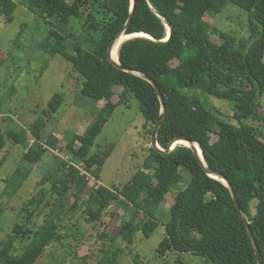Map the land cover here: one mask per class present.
<instances>
[{"label":"trees","instance_id":"trees-1","mask_svg":"<svg viewBox=\"0 0 264 264\" xmlns=\"http://www.w3.org/2000/svg\"><path fill=\"white\" fill-rule=\"evenodd\" d=\"M229 3L249 12L248 38L238 39L217 27L209 28L208 13L222 10ZM16 7L14 0H0V18L13 20ZM28 8L46 20L56 18L66 23L71 17L79 18L91 33L99 35L97 40L90 35L96 44L94 52L79 44L71 52L68 36L51 27L39 48L50 55L64 56L84 78L83 92L95 100L106 99V103L84 133L65 136L62 151L68 160H62L43 178L51 184L54 201L40 206L39 215L48 208L41 225L36 226L32 219L16 224L13 232L20 226L18 236L30 239L29 245L18 256L13 254L16 240L10 246L2 242L0 264H36L51 244L63 240L65 217L79 209L89 186V179L77 165L83 163L87 172L101 180L107 152L91 153V149L116 108V86L121 87L118 102L128 104L130 94L138 99L144 127L151 135L162 114V103L143 75L156 81L166 103L158 143L167 149L177 137L189 139L200 147L206 166L228 178L251 223L264 264V116L260 113L264 94V0H136L133 12L132 0H28ZM124 31L151 36H134L120 44L119 61L127 69L108 57L109 46ZM210 32L220 42L212 41ZM175 60L179 61L177 65H173ZM208 97L230 101L233 113L224 114ZM63 102V95L55 93L49 107L56 112ZM176 116L211 129L218 138L212 140L178 127ZM40 125L35 122L0 130V151L9 138L22 145L25 166L42 162L48 148ZM30 135L35 138L33 143ZM182 168L189 172L190 180L175 194L169 219L162 223L155 210L163 206L170 189L184 179ZM29 170L19 166L13 176L19 175L23 182ZM88 196L89 203L95 205L85 210L92 223L100 221L118 201L130 211L118 230L100 235L108 240L96 264H118L139 232L148 238L160 223L166 234L161 255L174 249L201 256L207 264H259L230 188L207 171L188 145L175 144L167 153L150 146L144 163L128 183L121 188L103 184L91 187ZM2 213L0 205V217Z\"/></svg>","mask_w":264,"mask_h":264},{"label":"rangeland","instance_id":"rangeland-1","mask_svg":"<svg viewBox=\"0 0 264 264\" xmlns=\"http://www.w3.org/2000/svg\"><path fill=\"white\" fill-rule=\"evenodd\" d=\"M14 1L17 7L13 20L7 16L0 18V130L41 123L42 136L48 148L42 162L26 166L22 160V145L7 138V147L0 151V205L3 207L0 217V248L4 243L10 246L16 240L13 254L19 256L29 245L30 239H21L18 236L20 226L17 232L13 230L18 222L22 224L28 219H32L36 226L43 222L48 208L39 215L37 212L40 211V206L43 208L47 201H54L51 184L43 178L50 175L62 160H68V155L62 151L66 144L65 136L84 133L100 111L96 108L97 100L83 92L84 78L73 70L71 63L60 54L50 55L43 52L39 43L45 39L51 27H56L68 36L69 51L73 52L74 45L79 44L94 52L96 44L91 41L90 35L95 40L99 35L91 33L79 18L71 17L66 23L56 18L46 20L40 14L29 10L28 0ZM206 21L210 29L217 27L238 39H246L250 35L249 12L236 4L229 3L222 10L210 11ZM210 34L212 41L220 42L216 34ZM178 63L175 60L173 65ZM120 88H114L116 108L91 149V153L107 152L100 172L101 184L119 188L128 183L142 166L151 146V135L144 127L145 117L138 99L130 94L128 104L118 102ZM55 93L64 97V102L56 112L49 107V101ZM198 94L202 95L200 92ZM207 99L224 114L233 113L230 101L213 97ZM260 113L264 116V94ZM175 118L177 126L184 130L196 132L212 140L218 138L211 129L198 126L193 120L178 116ZM19 166L30 169L23 182L19 175L16 178L13 176ZM182 172L184 179L170 189L163 206L155 210L162 223L169 219V207L175 194L190 180L189 172L184 168ZM92 186L90 182L83 192L79 209L65 217L63 240L51 244L36 264L97 263L101 256L100 249L108 240L102 239L100 235L104 231L111 234L118 230L122 219L129 218L130 211L118 201L103 213L100 221L90 222L89 214L85 210L95 206L89 203L88 193ZM30 200L31 203L26 204L27 208L23 210L25 203ZM254 206L255 201L252 202L253 213ZM162 223L148 238L139 232L134 245L125 250L118 264H207L201 256L174 249L161 255L160 248L166 237ZM122 245L125 246V243L122 242Z\"/></svg>","mask_w":264,"mask_h":264},{"label":"water","instance_id":"water-1","mask_svg":"<svg viewBox=\"0 0 264 264\" xmlns=\"http://www.w3.org/2000/svg\"><path fill=\"white\" fill-rule=\"evenodd\" d=\"M135 5H136V0H132V12L134 11ZM131 17H132V16H130V19H131ZM122 34L129 35V34L125 33V31H124V32H122V33H121V34H120V35H119V36H118V37H117V38L111 43V45H110L109 48H108V57H109V59H110L115 65L119 66L120 68L127 69L125 66H123V65L120 63L119 59H118V60H114V59L111 57V54H112L113 48H114V46L116 45L118 38H119ZM169 34H170V31H169ZM131 37H134V36H131ZM131 37L129 36L128 38H131ZM128 38H127V39H128ZM121 43H122V42H121ZM134 72H135V71H134ZM143 76H144V78H146L148 81H150V82L153 84V86L155 87V89H156V91H157V93H158V95H159V98H160V100H161V103H162V114H161V116L158 118L156 124L154 125V127H153V129H152V133H151V146H152L153 148H155V149H158V150H160V151H163V152H166V153H167V152H169V151L174 147L175 143H176L178 140H184V141L188 142V144H185V145H188V146H190V147H192V148L194 149L195 153H196L197 156L200 158L201 162L203 163V165L205 166V168L207 169V171H208L211 175H213V176H215V177H217V178H221V180H223V181L228 185V187L230 188V190H231V192H232V195H233V199H234L235 204H236V206H237V209H238L239 213L241 214V216H242V218H243V221H244V224H245V226H246V228H247V230H248L249 236H250V238H251V240H252V242H253V244H254V246H255L256 256H257L258 263H259V264H263V262H262V256H261V251H260V249H259V247H258V244H257V241H256V237H255V235H254V233H253V229H252V227H251V223H250V221L248 220V217L244 214V212H243V210H242V207H241V205H240V202H239V200H238V197H237V195H236L235 189H234L232 183L228 180V178H226V177H225L222 173H220L219 171L214 170V169H210V168H208V167L206 166V164H205V162H204V158H203L202 151H201V154H200V152H199L200 147H199L198 145H196V143H194L193 141H191V140H189V139H186V138H183V137H177L176 139H174V140L171 142L169 148H167V149H163V148L160 146V144L158 143V139H157V138H158V132H159V129H160L161 125H162V122H163V119H164V116H165L166 103H165V100H164V96H163V94H162V92H161V90H160V87L158 86V84L156 83V81H155L153 78H151L149 75H143ZM198 148H199V149H198ZM200 150H201V149H200Z\"/></svg>","mask_w":264,"mask_h":264},{"label":"bare ground","instance_id":"bare-ground-1","mask_svg":"<svg viewBox=\"0 0 264 264\" xmlns=\"http://www.w3.org/2000/svg\"><path fill=\"white\" fill-rule=\"evenodd\" d=\"M168 30V29H167ZM131 37V36H146V37H151L149 34L147 33H140V32H137V33H134V34H129V35H126V34H122L118 40H117V43L116 45L114 46L113 48V51H112V54H111V57L114 59V60H118L119 59V55H118V51H119V47H120V44L121 42H123L124 40H126L128 37ZM169 37V35H168ZM124 39V40H123ZM182 142H185L186 144H188V142L184 141V140H178L176 143H182ZM197 145V144H196ZM199 149V148H198ZM199 152L201 154V150L199 149Z\"/></svg>","mask_w":264,"mask_h":264},{"label":"built area","instance_id":"built-area-1","mask_svg":"<svg viewBox=\"0 0 264 264\" xmlns=\"http://www.w3.org/2000/svg\"><path fill=\"white\" fill-rule=\"evenodd\" d=\"M30 136H31L30 137V142L33 143L35 141V138L32 135H30ZM77 167L81 170V174L87 176V178L89 179V183L91 182L92 185H93L92 187H96L97 188L98 186L101 185V181L100 180L96 179L92 174H90L89 172H87L84 169L83 163L77 165Z\"/></svg>","mask_w":264,"mask_h":264},{"label":"crops","instance_id":"crops-1","mask_svg":"<svg viewBox=\"0 0 264 264\" xmlns=\"http://www.w3.org/2000/svg\"><path fill=\"white\" fill-rule=\"evenodd\" d=\"M120 87V86H119ZM119 92H121V88H120V90H119ZM115 98H116V92H115V95L113 96V101L114 102H116V100H115ZM105 103H106V99H100V100H97V102H96V108L97 109H101L104 105H105ZM0 116L2 117V114L0 113ZM5 119V118H4ZM7 121H9V118H8V120H6L5 122L7 123ZM14 121V120H13ZM9 126H11V125H9ZM22 127H27L26 125L25 126H22ZM11 128V127H10ZM8 130V129H7ZM82 134V133H81ZM6 147H7V145H6ZM179 191V190H178Z\"/></svg>","mask_w":264,"mask_h":264}]
</instances>
